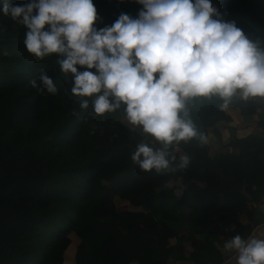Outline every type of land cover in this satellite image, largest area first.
Wrapping results in <instances>:
<instances>
[{"label": "trees", "instance_id": "1", "mask_svg": "<svg viewBox=\"0 0 264 264\" xmlns=\"http://www.w3.org/2000/svg\"><path fill=\"white\" fill-rule=\"evenodd\" d=\"M93 2L99 28L122 12L136 17L142 7ZM212 3L264 47V0ZM25 31L0 14V264H168L181 259L184 244L192 248L189 263L210 264V243L249 237L238 217L250 216L248 206L264 197V135L232 141L239 155L208 158L201 135L231 121L224 100L213 95L186 101L196 137L168 146L152 137V144L123 107L103 116L80 110L55 57L37 61L27 52ZM41 70L54 79L56 95L31 86ZM227 107L252 114L258 105L237 93ZM140 143L165 151L169 167L140 170L131 160ZM181 156L189 158L183 168ZM168 233L173 241L163 240Z\"/></svg>", "mask_w": 264, "mask_h": 264}, {"label": "clouds", "instance_id": "2", "mask_svg": "<svg viewBox=\"0 0 264 264\" xmlns=\"http://www.w3.org/2000/svg\"><path fill=\"white\" fill-rule=\"evenodd\" d=\"M134 2L142 6L136 17L122 12L102 28L93 0H0V14L26 29L23 43L35 60L55 57L80 110L103 116L123 107L131 126L165 146L198 135L186 110L190 98L219 96L221 107L237 93L264 98V47L212 0ZM30 84L58 93L43 70ZM167 156L140 143L131 160L143 172H159L169 167ZM188 163L180 157V168ZM223 248L236 254V264H264V238L236 234Z\"/></svg>", "mask_w": 264, "mask_h": 264}, {"label": "crops", "instance_id": "3", "mask_svg": "<svg viewBox=\"0 0 264 264\" xmlns=\"http://www.w3.org/2000/svg\"><path fill=\"white\" fill-rule=\"evenodd\" d=\"M245 101L256 103L258 108L252 114H249L243 113L238 107H226L224 108L225 114L231 117V121L224 124L222 127L208 130L206 142L203 143V153L208 158L214 159L218 155L224 153L239 155V149H232L229 147L232 141L241 140L251 135H264V98H249ZM214 130L218 133L217 136L213 134ZM259 154H263V150H261ZM206 193L213 203L219 202L220 197L218 195H211L208 193V190ZM118 207L121 211L126 210L127 204L121 203ZM248 210L251 215H240L238 221L242 225L251 228L249 237L264 238V197L257 204L249 205ZM232 228L233 227H227L226 230L231 231ZM183 237L184 236L181 235L180 239H183ZM162 238L163 240L173 241L175 235L173 233H168ZM224 241L225 240H219L216 243L209 244L210 264H236V254L225 252L223 248ZM191 253V246L189 244H184L181 247V259L176 262L169 260L168 264H191L187 261Z\"/></svg>", "mask_w": 264, "mask_h": 264}, {"label": "rangeland", "instance_id": "4", "mask_svg": "<svg viewBox=\"0 0 264 264\" xmlns=\"http://www.w3.org/2000/svg\"><path fill=\"white\" fill-rule=\"evenodd\" d=\"M115 118H118L117 116H115ZM149 140L151 141V142H153L154 140H153V138L150 136L149 137ZM75 245H76V240L75 239H73V243H72V246L70 247V255H71V257H72V255H73V252H74V248H75ZM69 255V256H70Z\"/></svg>", "mask_w": 264, "mask_h": 264}]
</instances>
